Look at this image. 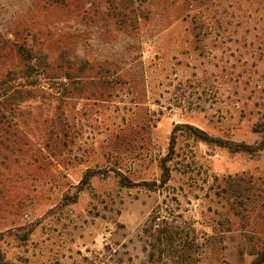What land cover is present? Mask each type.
Wrapping results in <instances>:
<instances>
[{
  "label": "rangeland",
  "instance_id": "obj_1",
  "mask_svg": "<svg viewBox=\"0 0 264 264\" xmlns=\"http://www.w3.org/2000/svg\"><path fill=\"white\" fill-rule=\"evenodd\" d=\"M15 42L63 80L6 112L0 264H264V0H0V81ZM186 126L261 150L182 128L171 182L137 185ZM236 174L262 194L238 210L221 192ZM165 220L163 254L147 230Z\"/></svg>",
  "mask_w": 264,
  "mask_h": 264
},
{
  "label": "trees",
  "instance_id": "obj_2",
  "mask_svg": "<svg viewBox=\"0 0 264 264\" xmlns=\"http://www.w3.org/2000/svg\"><path fill=\"white\" fill-rule=\"evenodd\" d=\"M127 2L133 4L134 0H127ZM18 54L19 63L13 67L7 68L2 74L0 81V101L4 97V100L0 102V145L4 144V136L8 138L9 134L14 131V126L7 121L8 115L6 112H10L12 115L15 113V109L19 107L28 98L34 97L38 92L37 89L50 90L51 85L55 82L57 85L63 79L61 76L53 71H49V65L47 62V56L42 53L35 52L34 49L25 45L15 42ZM21 62V64H20ZM69 79L68 76H66ZM11 115V116H12ZM182 128H185L190 137H193L196 141L205 142L207 144H216L228 149L232 153H248L256 154L261 149L252 148L244 144L226 143L217 139L210 138L204 133L193 129L192 127H176L174 135L172 136L170 151L166 157L161 160L160 169L161 176L159 183H149L143 181L137 185L143 186L150 191H155L158 187L165 188L173 178L174 168H172L173 155L176 151V133ZM14 134V135H15ZM111 170H87L84 176V185L95 176H108ZM224 184H221L222 194L228 196L234 200L232 205L233 209L238 210L247 205H253L257 202L258 198L262 195L261 189L254 183L251 176L243 175H229L223 178ZM152 224V228L147 230L150 232L152 238L151 247L152 250H156L160 253H168L176 250V245L179 239L180 232L173 227L168 221H162L157 224V227ZM154 227V232H151ZM211 236H206V240H211ZM209 243V241H208ZM190 246L187 243L184 245V252ZM186 253L180 254L181 258L187 261L185 257Z\"/></svg>",
  "mask_w": 264,
  "mask_h": 264
}]
</instances>
